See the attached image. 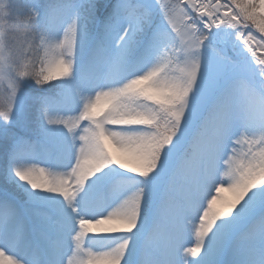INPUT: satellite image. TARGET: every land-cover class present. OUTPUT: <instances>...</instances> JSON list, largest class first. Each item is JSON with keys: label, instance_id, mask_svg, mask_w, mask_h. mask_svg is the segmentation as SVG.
Instances as JSON below:
<instances>
[{"label": "snow or ice", "instance_id": "6c2138e0", "mask_svg": "<svg viewBox=\"0 0 264 264\" xmlns=\"http://www.w3.org/2000/svg\"><path fill=\"white\" fill-rule=\"evenodd\" d=\"M13 5L0 264H264V0Z\"/></svg>", "mask_w": 264, "mask_h": 264}, {"label": "clouds", "instance_id": "9594fccd", "mask_svg": "<svg viewBox=\"0 0 264 264\" xmlns=\"http://www.w3.org/2000/svg\"><path fill=\"white\" fill-rule=\"evenodd\" d=\"M13 4L14 0H0V74L15 61H19L18 70L27 62L21 58L20 49L28 38V29Z\"/></svg>", "mask_w": 264, "mask_h": 264}, {"label": "rangeland", "instance_id": "374dc122", "mask_svg": "<svg viewBox=\"0 0 264 264\" xmlns=\"http://www.w3.org/2000/svg\"><path fill=\"white\" fill-rule=\"evenodd\" d=\"M17 2H18V0H14V3H17ZM13 8H14V10H15V5H13ZM35 43H36L37 45L39 44V39H38V38L35 40ZM28 83H29L28 81H25V82H24V85H22V87L25 88V91L27 90L26 85H27ZM54 83H55V82H54ZM221 195L225 197V196H227V195L229 196L230 194H229L228 192H227V193H226V192H222Z\"/></svg>", "mask_w": 264, "mask_h": 264}, {"label": "bare ground", "instance_id": "6f19581e", "mask_svg": "<svg viewBox=\"0 0 264 264\" xmlns=\"http://www.w3.org/2000/svg\"><path fill=\"white\" fill-rule=\"evenodd\" d=\"M226 192V191H225ZM227 193V192H226ZM230 194V193H229ZM225 197H228V195L227 196H225Z\"/></svg>", "mask_w": 264, "mask_h": 264}]
</instances>
